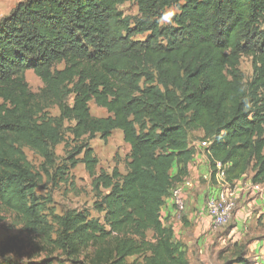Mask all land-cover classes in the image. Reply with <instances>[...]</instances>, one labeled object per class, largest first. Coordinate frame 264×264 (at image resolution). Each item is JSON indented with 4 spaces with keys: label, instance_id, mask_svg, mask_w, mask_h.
I'll use <instances>...</instances> for the list:
<instances>
[{
    "label": "trees",
    "instance_id": "trees-1",
    "mask_svg": "<svg viewBox=\"0 0 264 264\" xmlns=\"http://www.w3.org/2000/svg\"><path fill=\"white\" fill-rule=\"evenodd\" d=\"M126 1L24 0L0 21V206L44 239L47 255L27 264H55L56 253L75 264H189L160 212L188 177L198 131L211 185L218 163L228 184L253 172L252 184L264 185V0H134L135 18L119 10ZM172 7L179 12L163 26ZM28 71L43 83L39 95ZM92 102L108 115L93 116ZM115 131L130 146L127 171L97 176L90 141ZM63 132L80 145L58 165ZM24 148L43 159L39 172ZM78 164L93 177L100 216L69 209L54 231L36 191Z\"/></svg>",
    "mask_w": 264,
    "mask_h": 264
},
{
    "label": "rangeland",
    "instance_id": "rangeland-1",
    "mask_svg": "<svg viewBox=\"0 0 264 264\" xmlns=\"http://www.w3.org/2000/svg\"><path fill=\"white\" fill-rule=\"evenodd\" d=\"M23 1L0 0V21ZM119 10L125 17L135 18L139 15L138 6L134 0H127ZM178 12V7L168 9L162 20V25L171 26L173 17ZM146 37L147 34L139 35L135 37V40H145ZM240 69L249 79L252 76L251 59L243 57ZM26 79L32 91L39 95L43 88L41 80L32 71L27 72ZM90 108L95 117L108 115L106 110L98 108L94 102L90 104ZM45 113L51 119L59 118V110L56 106H48ZM69 125L70 123L67 122L66 127ZM196 141L201 143L202 139L194 133L191 142ZM79 145L80 141L74 140L71 134L63 132L62 141L55 148L57 164L65 163L67 151L73 153L74 147ZM90 146L99 160L96 168L97 176L101 172L111 173L115 168H118L122 173L127 171L130 146L123 141L122 134L115 131L108 141L101 140L97 136L90 141ZM24 151L34 171L39 172L43 159L28 148H24ZM79 157L81 158L82 155ZM69 170V174L63 182L59 180L51 182L46 176L43 177L41 187L36 191L45 205L43 215L53 224L54 231L57 229L54 218L69 209L88 210L92 217L100 216L93 211L96 201L93 177L90 176L83 164H78ZM252 174L253 172H249L247 177ZM236 204L228 222L222 226H216L208 215L199 214L194 222L187 220V208L180 217L175 215L174 221H178L180 225L174 232L178 238L177 241L185 251L189 264H264V218L248 216L241 228L237 230L235 216L238 211V203ZM204 206L206 211V204ZM147 237L148 240L155 242L153 231H149ZM53 238H56L55 232ZM44 245V239L40 235L32 233L15 214L0 206V264H4L6 261L17 264L39 262L47 257L40 251ZM4 246L5 248L2 250ZM8 253H13L14 256L8 257ZM51 259L55 264H75L67 257L60 256L59 253L53 255ZM135 259V257L129 258L127 263H132ZM140 260L142 262V258ZM81 261L82 259L79 260V262Z\"/></svg>",
    "mask_w": 264,
    "mask_h": 264
},
{
    "label": "crops",
    "instance_id": "crops-1",
    "mask_svg": "<svg viewBox=\"0 0 264 264\" xmlns=\"http://www.w3.org/2000/svg\"><path fill=\"white\" fill-rule=\"evenodd\" d=\"M122 134L120 131H116ZM199 138H203L204 133L198 131L195 133ZM204 141L191 142L190 147L194 149L195 155L193 160L188 165V179L193 182V188L187 190V220L194 222L197 216L207 215L205 211V204L211 185V169L207 156L208 145H203ZM121 172V171H120ZM122 173V172H121ZM126 173V172H125ZM122 173V174H125ZM175 174V172H174ZM251 176H244L241 180L234 183L238 188V211L235 216L237 221L236 229L239 230L246 218L256 216L257 218H264V204L260 200V192H264V185H259V190H256L251 182ZM246 179L247 181H245ZM167 224L173 227L176 232L179 222L175 220L174 209L171 206L166 208ZM243 221V222H242ZM187 223V222H186ZM174 232L175 241H177L176 233ZM149 233V232H148ZM147 233V234H148ZM179 243V242H178Z\"/></svg>",
    "mask_w": 264,
    "mask_h": 264
},
{
    "label": "built area",
    "instance_id": "built-area-1",
    "mask_svg": "<svg viewBox=\"0 0 264 264\" xmlns=\"http://www.w3.org/2000/svg\"><path fill=\"white\" fill-rule=\"evenodd\" d=\"M208 144V142L203 143L204 146ZM216 166V184L210 187L206 202V212L216 226H222L228 222L235 210L239 191L237 186L226 182L221 165L218 163ZM253 187L259 190V185L256 184ZM192 188L193 182L188 178L184 179L182 184L174 187L171 196L166 201L167 204L163 206L160 212V218L163 224L168 225L166 218V208L168 206L174 209V213L178 217L185 213L187 208V190ZM259 192L260 200L264 204V192Z\"/></svg>",
    "mask_w": 264,
    "mask_h": 264
},
{
    "label": "clouds",
    "instance_id": "clouds-1",
    "mask_svg": "<svg viewBox=\"0 0 264 264\" xmlns=\"http://www.w3.org/2000/svg\"><path fill=\"white\" fill-rule=\"evenodd\" d=\"M7 256H8V257H13L14 254H13V253H8Z\"/></svg>",
    "mask_w": 264,
    "mask_h": 264
}]
</instances>
